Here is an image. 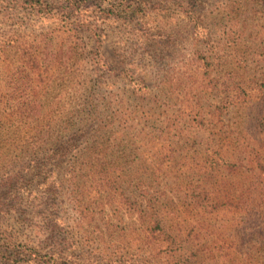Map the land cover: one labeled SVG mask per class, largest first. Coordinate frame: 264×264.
Here are the masks:
<instances>
[{
    "label": "rangeland",
    "instance_id": "374dc122",
    "mask_svg": "<svg viewBox=\"0 0 264 264\" xmlns=\"http://www.w3.org/2000/svg\"><path fill=\"white\" fill-rule=\"evenodd\" d=\"M40 2L49 15L32 12ZM0 7V150L15 161L20 153L33 167L20 184L27 205L11 202L7 188L0 191L11 202L0 213V229L10 235L0 247L12 240L22 251L0 264H51L46 254L53 242L79 264H129L132 252L143 255V228L138 214L111 207L119 196L114 168L151 164L153 153L175 147H187L190 157L205 153L210 129L198 125L214 119L216 132L224 131L223 122L238 117L226 112L228 96L247 97L239 90L243 80L254 81L252 117L264 118V0H0ZM101 59L106 66L98 70L94 61ZM88 101L100 104V117L80 113ZM104 117L123 130L116 140L96 131ZM71 123L76 128L67 131ZM154 135L166 141L147 150ZM98 143L99 154L88 151ZM60 146L64 154L52 156ZM49 155L48 177L36 174L34 159ZM7 168L0 167L1 178L16 164ZM184 172L174 190L162 189L173 202L174 234L200 245L213 233L219 250L199 257L179 243L157 264H240L245 216L233 207L210 208L203 172ZM48 178L61 195H44ZM169 235L153 237L160 245ZM30 246L44 251L32 256Z\"/></svg>",
    "mask_w": 264,
    "mask_h": 264
},
{
    "label": "trees",
    "instance_id": "16d2710c",
    "mask_svg": "<svg viewBox=\"0 0 264 264\" xmlns=\"http://www.w3.org/2000/svg\"><path fill=\"white\" fill-rule=\"evenodd\" d=\"M39 5L40 7L33 8L32 12L42 13L40 15L42 17L49 15L46 12L47 9L43 8L44 3L41 4L40 2ZM70 11L72 12L73 9L71 8ZM0 12H3L1 7ZM67 17L65 15V18ZM94 63L99 67L98 70H103L106 66L102 59L94 61ZM230 81H227L228 89L230 88ZM239 90L242 94L245 93L247 97L240 100L241 96H236L235 99L228 96L226 112L233 111L238 114V117L234 121L223 122L224 131L221 133L216 132L218 122L214 119L209 120L208 124H204L208 121L206 120L198 125L201 129H210L205 153L198 149L195 152L196 155L190 157L187 147L182 148L179 152L175 147L165 153L164 156H162L163 152L160 150L153 153L151 164L143 162V165L133 166L134 168H119V166L114 168V189L119 196L123 195V198L120 199L119 196L115 195L111 207L118 213L138 214L143 228V232L141 231L139 234L143 255L132 252L129 264H157L156 258L158 256L173 252L176 249L175 246L179 243L184 246L192 245L193 248L191 249H195L199 257H214L218 253L217 242L219 237H216L213 233H211V236L209 234L206 242L200 245H194L193 240L189 238L182 239L181 236L174 234L177 226L170 217L173 213L171 210V203L173 202H171V198L166 196L164 190L168 188L174 190L175 178L181 179L185 173L184 171L187 172L192 167L194 172H203V178H205L203 199L207 201L210 208L233 207L248 219L242 221L243 224L240 223L241 228L238 231L239 249L236 250V253L238 254L237 259L239 256L241 258L239 259L240 264H264V118L252 117L254 101L251 94L255 91L254 81L243 80ZM80 113L98 115V117L102 114L100 104L89 101L80 110ZM99 119L101 120L100 128L96 131L102 134L108 132L107 134H111L116 140L117 135L123 130L119 127L118 130L115 129L114 117L110 120H107V117ZM123 120L124 122L128 121L127 119ZM51 127V125L48 126V128ZM74 128H76V124L71 123L67 127V131H72ZM83 132L86 134V130ZM132 141L134 140L130 139L127 143H134ZM165 141L166 139H163L162 136L154 135L147 138L145 145L148 150L151 147L148 146L150 143L152 145L158 143L162 145ZM124 142V139L121 140L119 145ZM99 143L91 144L88 151L97 153L99 149L103 148V145H99ZM123 146L127 145L123 144ZM63 150L65 148L61 146L56 148V151L53 150L56 153H53L52 156H62L64 154ZM52 156L44 157L43 162L34 159V163H37L36 169L39 170L36 174L41 175L43 173L46 177L47 173L44 170L50 164L47 162H49V157L51 161ZM165 158L169 160L167 166L163 164ZM11 163H15L16 168L11 174L6 173L2 178L0 177V191L7 188L6 191L9 198H11V202H24L23 204L27 205L28 199L26 200L25 195L22 194L24 187L20 184L23 183L21 181L27 177V172L29 173L33 167L24 160L20 153L15 161L14 157L11 158V156L0 150V167L9 170L7 167ZM73 173V178H76L77 173L75 171ZM48 179V188L43 191L44 195L49 196L54 193L61 195L56 182L51 178ZM75 180H72L74 181L73 185H75ZM125 185L127 186L126 189H124ZM157 185L159 188H156ZM128 191L131 196L126 194ZM135 194L136 196H133ZM3 197L0 196V199ZM5 199L0 200V213L6 211L5 205L11 204V202L7 203ZM74 202L76 211L80 212L82 209L80 199H76ZM4 209L5 211H2ZM51 225L54 224L49 223L46 228L48 231L50 230L48 233L51 232V237L54 238L55 228H51ZM158 231L170 234L168 239L161 240L160 245L153 237L154 233ZM8 236L10 235L5 230L0 229L1 240L8 242ZM54 241H57L56 238ZM10 242L0 247V261L2 262L8 261L12 256L15 258L16 254L22 253L15 246L11 247ZM26 250L32 256L41 255L40 252L44 251L43 248L39 249L33 246L26 247ZM64 252L62 245L59 244L58 246L57 242H53L49 248V253L46 254V257H48L46 260L51 264H79L74 259L75 254L73 252L69 254L67 252L64 254ZM231 254L233 255V252Z\"/></svg>",
    "mask_w": 264,
    "mask_h": 264
}]
</instances>
